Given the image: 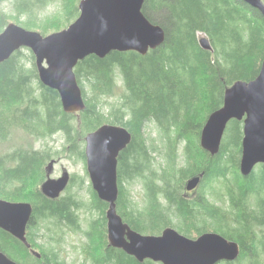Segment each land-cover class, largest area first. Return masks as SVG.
Instances as JSON below:
<instances>
[{"label": "trees", "instance_id": "16d2710c", "mask_svg": "<svg viewBox=\"0 0 264 264\" xmlns=\"http://www.w3.org/2000/svg\"><path fill=\"white\" fill-rule=\"evenodd\" d=\"M4 2L13 12L12 23L43 36L79 16L80 0H0V33L10 23ZM48 5H56L59 15L39 24L37 10ZM142 13L164 30V42L146 55L111 52L78 62L74 73L85 104L78 113H65L58 93L40 84L30 50L20 49L0 63V145L13 131L36 141L59 136L62 143L57 151L0 149V199L33 207L26 228L29 249L0 229V251L17 264H64L58 261V247L67 229L85 236L92 264H161L138 263L108 245L107 204L90 184L89 202L84 200L79 190L86 179L71 174L54 200L41 193L46 165L63 152L85 165L84 137L103 124L122 126L132 136L117 161L116 210L124 223L143 235H159L166 227L189 238L214 232L240 247L236 260L217 264H264V164L247 177L239 173L242 122H229L218 154L210 156L199 145L200 131L209 114L222 106L225 89L257 75L264 57V19L242 0H145ZM48 27L55 30L47 33ZM201 37L211 51L200 48ZM105 98L114 101L108 104ZM150 123L157 138L148 143L138 133ZM201 173L198 197H184L186 181ZM137 183L141 206L123 188ZM73 186L76 192H71ZM82 215L88 216L83 231ZM175 219L180 221L173 223ZM40 224L45 234L34 231ZM41 234L47 239L45 249L35 243ZM96 243L102 244L98 256L93 253Z\"/></svg>", "mask_w": 264, "mask_h": 264}, {"label": "water", "instance_id": "95a60500", "mask_svg": "<svg viewBox=\"0 0 264 264\" xmlns=\"http://www.w3.org/2000/svg\"><path fill=\"white\" fill-rule=\"evenodd\" d=\"M144 1L80 0L75 21L46 36L10 22L0 33V63L20 49L30 50L40 84L58 93L65 113H78L85 108L74 73L78 62L90 55L103 59L111 52L134 51L146 55L164 42V30L149 22L142 13ZM242 1L259 11L264 19L263 0ZM199 46L211 51L205 37L199 39ZM231 120L243 121L239 173L247 177L256 166L264 164V57L253 79L237 80L225 89L222 106L209 114L200 131V148L210 156L218 154L223 133ZM131 138L124 127L111 124H103L84 137L86 173L92 191L107 204L108 245L138 263L151 260L161 264H217L236 260L239 245L217 233L205 232L189 238L166 227L159 235H143L123 222L116 210L117 161ZM55 163L56 160H51L46 165V178L40 186L41 193L52 200L61 195L70 180L66 170L60 177L51 178ZM202 177L203 173L188 179L185 191L195 190ZM32 212L33 207L28 202L0 199V229L28 249L26 228ZM33 254L41 257L36 252ZM0 264L17 263L0 251Z\"/></svg>", "mask_w": 264, "mask_h": 264}, {"label": "rangeland", "instance_id": "374dc122", "mask_svg": "<svg viewBox=\"0 0 264 264\" xmlns=\"http://www.w3.org/2000/svg\"><path fill=\"white\" fill-rule=\"evenodd\" d=\"M2 8H3V13L7 21L14 22L15 19H14V15H13L10 5L7 2H4ZM36 14H39V24H42V23H46L45 22L46 19H50V18H53L54 16H58L59 10L57 9L56 5H52V6L48 5L44 10H40V11L37 10ZM18 20H20V18ZM17 22L19 23V21ZM62 24L63 22H61L60 26H62ZM54 30L55 29L53 27H50V28L48 27L46 32L49 33ZM114 98H105V102L110 104L114 101ZM227 127L228 129L230 128V123L227 125ZM140 129L141 130H140V133H138L139 135L138 137L141 138L142 136V138L146 139L148 143H150L153 139L157 138V131H156L155 126L152 123L148 124V126H142V128ZM61 144L62 143H61V139L59 136H55L50 139L36 141L22 132L13 131L11 134V139L8 142L0 145V149L6 150L11 147L20 146L22 148H34L37 150H41L44 147H50L54 151H57V150H61ZM155 144H157V142ZM84 146H85V143H84ZM64 154L65 153L63 152V155L60 156V158L57 160V163L54 165L52 173H51V178L60 177L62 170H66L69 172L70 175L75 174L79 178L86 179L87 183L85 184L83 189L79 190V194L84 197L85 201L89 202L90 195L88 193L87 184H90V182H89L88 176H85V174L87 175L86 165H84L80 161H75L74 158L63 157ZM76 188H77L76 186H73L71 188V192H76ZM123 188L126 194L128 193V195H130L132 200L139 202L141 206L142 190H141L140 185L137 183L132 186H128V185L125 186L124 184ZM200 190L201 188L199 185L197 188V194L199 193ZM187 198H190V197H187ZM87 218L88 216H84V215L81 216L82 231L86 229V219ZM178 221L180 220L178 219L172 220L173 223H176ZM181 222L185 224H189L188 221L181 220ZM206 228L210 229L211 226L207 225ZM34 231H36V234L37 233L45 234V230L41 224L37 226V228L34 229ZM187 231L189 235H192L194 232L191 226L187 227ZM42 234L37 236L38 238H36L35 243L38 245V247L40 246L41 248L45 249L46 244H47V239ZM195 236L196 235H192V237L194 238ZM101 245L102 244H99V243L94 244V247H97L96 249L93 248V253H95L96 256L99 255L98 251L100 250ZM88 247H89V243L86 242V238L82 234V232H74L72 230L67 229L65 231V234L63 235V242L61 243L60 247H58L59 248L58 249L59 250L58 261L63 262L64 264H92L91 258L86 253L88 251Z\"/></svg>", "mask_w": 264, "mask_h": 264}, {"label": "flooded vegetation", "instance_id": "af4514ba", "mask_svg": "<svg viewBox=\"0 0 264 264\" xmlns=\"http://www.w3.org/2000/svg\"><path fill=\"white\" fill-rule=\"evenodd\" d=\"M237 121V120H236ZM239 122H242V129H243V121L241 120V121H239ZM63 171V170H62ZM67 186H68V184H67ZM67 186H66V188H67ZM65 188V189H66ZM198 188V187H197ZM197 188L195 189V190H193V191H191V192H185L184 191V193H183V196L184 197H190V198H197L198 197V194H197ZM65 191V190H64ZM63 191V192H64ZM62 192V193H63ZM182 235V234H181ZM185 236V235H184Z\"/></svg>", "mask_w": 264, "mask_h": 264}, {"label": "bare ground", "instance_id": "6f19581e", "mask_svg": "<svg viewBox=\"0 0 264 264\" xmlns=\"http://www.w3.org/2000/svg\"><path fill=\"white\" fill-rule=\"evenodd\" d=\"M106 237H107V235H106Z\"/></svg>", "mask_w": 264, "mask_h": 264}]
</instances>
